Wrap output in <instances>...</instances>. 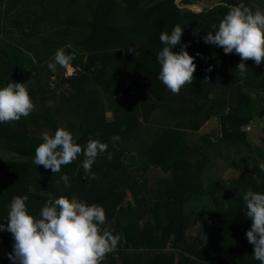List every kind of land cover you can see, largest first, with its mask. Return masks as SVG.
Wrapping results in <instances>:
<instances>
[{"label": "trees", "instance_id": "16d2710c", "mask_svg": "<svg viewBox=\"0 0 264 264\" xmlns=\"http://www.w3.org/2000/svg\"><path fill=\"white\" fill-rule=\"evenodd\" d=\"M200 1L182 0L180 7L175 0H0V88L26 84L35 106L26 118L0 123V223L6 227L13 197L26 196L28 213L39 218L46 201L65 196L102 206L105 227L122 237L102 264H260L246 238L252 222L243 195L249 189L264 194V151L242 128L254 117L264 120V75L247 60L241 77V58L203 39L231 7L248 0H215L207 7ZM177 24L183 35L172 51L188 45L196 64L192 84L178 95L158 79L157 57L165 47L160 34ZM62 47L75 54L73 75L47 66ZM53 77L60 80L55 86ZM228 97V111L217 113L215 101ZM205 110L219 118V135L189 141L209 117ZM59 123L82 148L90 136L108 145L90 173L82 167L83 153L56 174L33 162L43 140L29 129L46 127L54 135ZM221 147L239 159L228 188L204 175ZM195 203L209 208L216 228L205 242L187 234L195 217H203L187 212ZM11 238L0 231L4 244ZM169 245L178 254L167 252Z\"/></svg>", "mask_w": 264, "mask_h": 264}, {"label": "clouds", "instance_id": "9594fccd", "mask_svg": "<svg viewBox=\"0 0 264 264\" xmlns=\"http://www.w3.org/2000/svg\"><path fill=\"white\" fill-rule=\"evenodd\" d=\"M182 35L183 28L179 24L170 34L162 32L159 39L165 47L157 55L160 66L158 79L177 95L186 84H192L196 71L195 58L185 50L188 45H183L179 53L172 51L181 43ZM203 39L205 44L222 48L225 54L238 55L242 62L237 68L243 77L248 69L244 61L252 60L257 66L264 62V10L253 11L241 2L229 9L218 30L208 32ZM74 58V53L66 54L63 47L58 48L54 62L47 66L53 72L57 65L71 70ZM34 107L26 84L11 82L0 88V123L26 118ZM112 139L116 141L119 137ZM42 140L35 149L33 162L54 174L81 153L85 157L82 167L88 174L97 157L108 149L106 143L91 136L82 148L72 133L63 127L57 128L54 135L45 131ZM107 158L110 160L111 154ZM259 168L264 171V162ZM91 178L95 179L94 174ZM61 179L66 187H70L67 175ZM243 200L245 215L252 222L246 238L254 246L253 258L264 264V194L249 189ZM26 201V196L13 197L6 227L0 223V231H8L15 241L13 252L8 257L13 264H102L106 255L115 251L122 240L120 235H114L105 227L106 212L100 205H88L76 198L60 196L46 201L39 218H36L28 213Z\"/></svg>", "mask_w": 264, "mask_h": 264}, {"label": "rangeland", "instance_id": "374dc122", "mask_svg": "<svg viewBox=\"0 0 264 264\" xmlns=\"http://www.w3.org/2000/svg\"><path fill=\"white\" fill-rule=\"evenodd\" d=\"M175 2L180 6L183 7L184 4H182V0H175ZM213 2H215V0H201L200 1V5L201 6H210ZM252 5L250 6H254L256 7L257 1L256 0H252L250 2ZM6 4H8V1H4L2 6L5 7ZM193 9H198L196 7V5L192 6ZM260 66V67H259ZM259 66H255L254 69L259 70L263 73L264 75V67L262 64H260ZM62 71H60L59 73H61ZM76 69L74 67H72L71 70L66 69L65 70V76H70L75 74ZM253 71L250 72V74ZM259 78V77H258ZM60 80L56 77L52 78V86H55L56 83H59ZM129 82H125V87L128 85ZM133 94H136V92L133 90L132 91ZM121 94L118 95V97H120ZM251 96H254L251 93ZM229 97L226 98L225 100H216L215 104H214V109L217 113H226L229 109L228 106V101H229ZM207 115H209V117L202 122V124L200 125L199 129L197 131H195L194 133L189 134V136H187V138L189 139V141L191 140H195L196 143V139H197V135H200L202 133H206V134H210L211 135V140H215L217 138V136L219 135V118L217 116H213L212 114H208L207 110L204 111ZM61 118V117H59ZM109 120H112V114L109 115ZM61 122V121H60ZM153 125L155 126H159L160 125V121H158V119H152V121H150ZM263 125H264V120L263 119H258L257 117H254L249 124H247L246 126H244L242 129L246 130V137L247 140L257 146L258 148L262 149L264 151V129H263ZM59 127H65L64 123H59ZM47 131L50 135H52V133L50 132V130L46 127H36V128H30L28 134L30 136L33 137H38L42 139V134ZM223 146V145H222ZM241 154H245V152L243 150L240 151ZM0 160L2 159V156H0ZM212 162V163H211ZM211 162H210V167L208 168L209 170H207L208 174L204 175L206 177H213L216 179V185L218 188H228L229 186V179L231 178H236L237 176V172H235L232 169V165L235 164L237 165L239 163V159H238V155L234 156L233 150L231 149L230 152H228V154L226 153L225 147H221V152L219 155H212L211 156ZM249 170L252 169V164L248 165ZM154 175V173H152ZM169 177V176H167ZM130 200V199H129ZM202 207V203H198V204H193L190 208H187V212H197V213H202L203 212V217L201 219H198L195 217L196 220H194V223L191 224V229L190 232L188 231L187 234L192 235L193 237L197 236L200 240H202L203 242L207 241L208 239H210V237L212 235H216V228L214 226V222L210 221V218L208 216V212H209V208H201ZM189 212V214H190ZM220 242V241H218ZM167 252H172L175 254H178L177 250H173L171 245H169L167 247Z\"/></svg>", "mask_w": 264, "mask_h": 264}, {"label": "crops", "instance_id": "0c3cea01", "mask_svg": "<svg viewBox=\"0 0 264 264\" xmlns=\"http://www.w3.org/2000/svg\"><path fill=\"white\" fill-rule=\"evenodd\" d=\"M251 1L252 0H248L246 2L245 6L249 7L253 11H255L256 9L264 10L263 0H256L257 3H259L256 5V7H255V5L250 6V5H252L250 3ZM14 242L15 241H14L13 237L11 238V240L7 244H4L3 241L0 239V264H6V261H7V258L9 257V254L12 252L11 249L13 248Z\"/></svg>", "mask_w": 264, "mask_h": 264}, {"label": "built area", "instance_id": "2783aa9c", "mask_svg": "<svg viewBox=\"0 0 264 264\" xmlns=\"http://www.w3.org/2000/svg\"><path fill=\"white\" fill-rule=\"evenodd\" d=\"M12 252H13V251H12ZM12 252H11V253H12ZM6 264H13V262H12L9 258H7Z\"/></svg>", "mask_w": 264, "mask_h": 264}, {"label": "water", "instance_id": "95a60500", "mask_svg": "<svg viewBox=\"0 0 264 264\" xmlns=\"http://www.w3.org/2000/svg\"><path fill=\"white\" fill-rule=\"evenodd\" d=\"M187 7H188V6H187ZM196 7H197L198 9H200V7H199V6H197V5H196Z\"/></svg>", "mask_w": 264, "mask_h": 264}]
</instances>
